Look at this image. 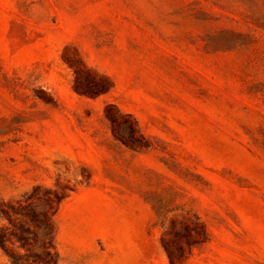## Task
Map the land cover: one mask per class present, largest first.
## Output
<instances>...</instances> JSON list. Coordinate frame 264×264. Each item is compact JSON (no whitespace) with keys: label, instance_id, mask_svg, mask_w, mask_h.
Here are the masks:
<instances>
[{"label":"rangeland","instance_id":"obj_1","mask_svg":"<svg viewBox=\"0 0 264 264\" xmlns=\"http://www.w3.org/2000/svg\"><path fill=\"white\" fill-rule=\"evenodd\" d=\"M118 208L152 264H264V0H0V264Z\"/></svg>","mask_w":264,"mask_h":264},{"label":"crops","instance_id":"obj_2","mask_svg":"<svg viewBox=\"0 0 264 264\" xmlns=\"http://www.w3.org/2000/svg\"><path fill=\"white\" fill-rule=\"evenodd\" d=\"M118 212L122 215L64 217L58 231L63 263L152 264L150 216L126 208Z\"/></svg>","mask_w":264,"mask_h":264},{"label":"trees","instance_id":"obj_3","mask_svg":"<svg viewBox=\"0 0 264 264\" xmlns=\"http://www.w3.org/2000/svg\"><path fill=\"white\" fill-rule=\"evenodd\" d=\"M96 74L97 76H99V78L105 80V84H101L102 91H106L112 87L113 83L108 76L101 73L100 74L96 73ZM74 88L80 94H92V92L88 88H86V86L81 84V82H79L78 80L75 82Z\"/></svg>","mask_w":264,"mask_h":264}]
</instances>
